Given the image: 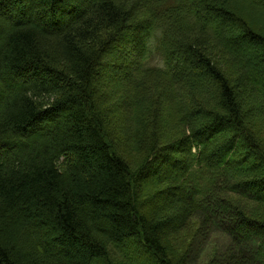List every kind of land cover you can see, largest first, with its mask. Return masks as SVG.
I'll use <instances>...</instances> for the list:
<instances>
[{
	"label": "trees",
	"instance_id": "obj_1",
	"mask_svg": "<svg viewBox=\"0 0 264 264\" xmlns=\"http://www.w3.org/2000/svg\"><path fill=\"white\" fill-rule=\"evenodd\" d=\"M26 1L28 12L24 0H0L16 16L0 24V264H181L161 234L198 213L232 237V264H264V215L252 207L264 208V28L232 0H137L151 16L136 45L155 38L178 71L163 68L169 87L152 93L145 82L160 78L135 61L130 81L111 87L128 86L125 104H110L96 85L103 61L136 31L137 8ZM208 34L239 67L237 80L207 49ZM132 113L141 128L123 135L115 121L129 126ZM129 149L144 155L138 171ZM161 165L165 175L146 177ZM169 193L184 205L178 222L156 218ZM230 220L261 235L239 237L224 227Z\"/></svg>",
	"mask_w": 264,
	"mask_h": 264
},
{
	"label": "rangeland",
	"instance_id": "obj_2",
	"mask_svg": "<svg viewBox=\"0 0 264 264\" xmlns=\"http://www.w3.org/2000/svg\"><path fill=\"white\" fill-rule=\"evenodd\" d=\"M138 1L144 2L143 0L142 1L138 0ZM118 2L120 3V5H122L126 9L129 8L131 11L134 8L135 9L137 8L138 13L134 12L132 14L133 15L132 25L137 28H136V31L132 29V31L131 32L129 31L130 33L127 34L128 36L126 35V38H127L126 40H129V42L126 44L125 47L116 46L115 48L116 54L113 57L111 56L110 62L108 60L103 61L104 64L106 63V66H104L101 69V75H100L101 77H99L100 81L97 83L96 87L98 91L104 94L109 95V91H110L111 93L110 94L111 101L109 100L110 104H113L116 101V99L118 100L117 103L119 102L118 104H125L124 101L126 99H125L124 92L127 90L128 86L120 85L114 91H112L111 87L115 84L119 85L120 83L118 82V80H120V82L121 80H124V82L130 81L128 77H130V74L133 72L132 63H134L135 61H136L135 63L137 62L139 63L144 60L143 62L146 63V66L143 69L144 71L143 73L145 74L146 77L150 75V78L153 76L160 78V76L163 74V68L167 70L166 68L169 66H171L170 68L173 69L174 71L176 72L178 71L175 67L167 63L166 60L164 61L161 52L158 51L155 38L150 39L146 45H141L139 47L138 45H136L142 32L145 33L143 23L145 22L146 19L149 18V16H151L149 12L147 11L146 7L144 5L139 6L136 3L137 0H119ZM231 2L234 3L235 5H238V7L245 13L246 17H248L250 21L256 22L259 24L261 28H264V1L262 3H258V0H232ZM20 4L23 5V7L25 8V12L30 11L29 4L27 3L26 0H24V2ZM12 6H15V2H13ZM85 7H86V3L84 4L83 8ZM5 10L8 13L12 14L11 12L12 9H9V7L6 9H2L0 7V24H3L4 21L8 20L11 17H12L11 19H13V17H16L15 15L13 16L5 15L4 14ZM162 24H163V20H161L158 23L159 30L162 29ZM195 29L196 28L191 27L190 31H194ZM208 30H211V29H208ZM52 31L57 32V29H54ZM206 37H207L205 39L206 44H207L206 47L207 49L210 50V52L214 53L215 61L218 62L220 67L223 68V70L226 71L232 79L237 80L236 75L234 74V70L238 69L239 67L237 65H234V62L232 61L233 59L231 58V56H229L226 53L223 44L221 43L222 45L220 44L219 46L210 34H208V36ZM189 39L190 37H188L187 39L188 42H189ZM1 41H2V33H0V45L2 44ZM151 50L153 51L152 54L150 53ZM150 54L151 56H149ZM163 80L166 82H169V80L165 77H162L160 79L152 78L151 82H149V80L145 82V87H147V85L149 84L151 85L152 93H154V91L160 92L162 88L165 89L169 87V85L168 86L165 85V82H163ZM179 85L180 84L174 85L175 87L174 89L176 91L182 89L183 86L182 85L179 86ZM135 87L137 88L138 84ZM186 89L188 88H183V90L179 92L185 93L187 95L189 92L186 91ZM138 91L142 92V89ZM239 91L241 92V90ZM143 93H147V92H143ZM241 95L242 97L245 96V99L247 100V104H249L248 102H250V100L247 98V93L244 92V94L241 93ZM251 98L254 99V96ZM143 101L146 102V109L149 110L151 108L150 106L152 105L151 104L152 102L150 103L151 99L147 97ZM125 106H127V104ZM137 108L140 111V115H142L143 107L142 109H140L139 107ZM138 109H136V111H138ZM151 114L152 113L147 112V119H146L147 123H148L147 120H151ZM140 115L136 117H134L133 113L129 115V119H131L130 123H128L129 126H127V122H124L123 124H121L120 121L119 122L115 121V125L113 127H118L117 125L119 124V132L123 131V135L124 134L129 135L134 132L137 133L138 128H141L140 127L141 121H139ZM141 119L144 120V118L142 117ZM259 125H260L259 127L262 129V124H259ZM177 127H180V125L179 124L178 126L170 125V127L167 129L168 133H173V131L176 130L175 132L177 134L178 133ZM261 129H260V132L262 133L264 137V129L263 131ZM111 135H112L111 136L112 140H116L118 138L117 134L113 135V133H111ZM116 142L121 144V142L118 140H116ZM126 155L128 157H125V158L127 159L131 170L138 171L141 168L144 155H142L141 153H137V152L134 153L133 151L130 152V149L128 150V154ZM165 169H166L165 166L161 165L159 169H156V171L152 170L149 175H146V177H148V179L149 178L151 179L157 174H163ZM140 178H141V181L144 182L143 177L141 176L139 177V179ZM163 184L164 185L159 184L160 187L159 186L157 187L167 188L169 183L166 182ZM151 189L152 188H150V190ZM171 193H169L168 195H166V197L161 199V201H164L167 206H166V209H163V210L161 209V211H157L156 218L163 219L165 216L172 217L173 221L177 220L178 222V219L180 218L182 213H184L182 209L184 205L181 201L173 200L172 199L173 195ZM252 207L258 208L259 214L264 215L263 207H257L254 205H252ZM150 218H151V215H150ZM187 219L188 220L186 224H184L183 226L173 228L169 230L168 232H164L163 234H161L162 236L161 238H164L163 239L164 245H166L169 249V259L179 260L181 264H232L233 263L232 262V258H234L233 254L228 253V250L230 249V244L233 245L231 243L232 237L228 233L222 230L218 231L210 223H205L204 217L201 216L199 213L193 214V215L189 214V217ZM228 226L234 230V233L237 236L242 237V238L256 237V236L259 237L261 235L255 231L247 230L246 232V230L244 229H238L239 227H235L234 222H231V220L227 222V226L224 225L225 228H227ZM138 244L139 243L137 241L129 243V245L133 247L134 251L137 254L144 252V248H141V246Z\"/></svg>",
	"mask_w": 264,
	"mask_h": 264
}]
</instances>
